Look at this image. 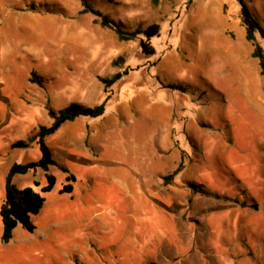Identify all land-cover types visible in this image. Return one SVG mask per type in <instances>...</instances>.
<instances>
[{
  "label": "rangeland",
  "instance_id": "rangeland-1",
  "mask_svg": "<svg viewBox=\"0 0 264 264\" xmlns=\"http://www.w3.org/2000/svg\"><path fill=\"white\" fill-rule=\"evenodd\" d=\"M86 1L126 31L158 33L120 40L79 0H0V205L10 165L40 156L12 143L50 110L110 94L102 116L46 138L71 193L58 166L14 176L18 188L39 190L46 172L56 183L33 231L3 242L0 218V264H264V80L238 1ZM245 1L264 28V0ZM124 69L104 92L100 78Z\"/></svg>",
  "mask_w": 264,
  "mask_h": 264
},
{
  "label": "trees",
  "instance_id": "trees-1",
  "mask_svg": "<svg viewBox=\"0 0 264 264\" xmlns=\"http://www.w3.org/2000/svg\"><path fill=\"white\" fill-rule=\"evenodd\" d=\"M81 4V13H92L93 21L99 23L100 26L110 28L115 31L120 40H130L136 36L137 33H143L152 37L158 33L159 25L152 24L144 30H135L132 32L122 29L121 25L117 23L110 16L102 13L101 11L93 8L86 0H79ZM240 6L239 17L245 28V37L254 45L252 56L258 59L260 66V74L264 80V50L255 43L256 33L264 37V28L252 13L250 7L245 0H237ZM142 50L146 53H152L153 49L148 44V41H141ZM129 69L117 71L109 77L100 78L103 83L104 92H108L109 88L118 82L124 75H127ZM33 80V78H32ZM36 81V80H33ZM264 89V85H263ZM110 98L107 94L105 98L98 104L87 106L77 102H71L65 107L59 109L57 112L49 111L52 122L49 125H40L35 134L29 140H17L12 143V147H29V142L34 141L39 148L40 156L33 161L13 162L5 175L4 183V199L0 205V218L2 221V234L1 240L9 242L13 236V230L21 225L28 231L35 229V224L32 216L39 213L46 200L45 193L51 191L56 183V176L52 173H45L46 183L36 190L33 186L28 185L18 188L14 183V176L17 174H25L30 171L36 172L38 169L47 171L50 166H58L65 175L66 183L59 189V193H71L73 191V182L75 181L74 174L63 165H59L53 158L50 147L46 142V138L53 134L62 124L68 121H73L76 118L86 117H100L105 113L106 103ZM185 166L183 158H181L176 169L168 175L163 176L165 184L169 183L171 177L177 174ZM34 186H39L37 180L33 181Z\"/></svg>",
  "mask_w": 264,
  "mask_h": 264
}]
</instances>
